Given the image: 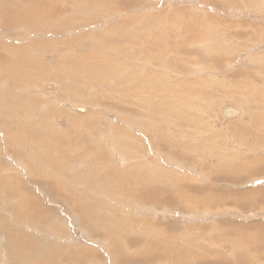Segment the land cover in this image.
<instances>
[{"label":"rangeland","instance_id":"obj_1","mask_svg":"<svg viewBox=\"0 0 264 264\" xmlns=\"http://www.w3.org/2000/svg\"><path fill=\"white\" fill-rule=\"evenodd\" d=\"M9 1H0V60L39 62L50 75L22 63L18 76L38 80L0 79V264H264V0H43L32 15L21 5L33 1ZM158 42L167 52L156 54ZM182 43L193 56L186 70ZM87 59L96 63L75 67ZM19 132L44 136L27 152L42 138L77 157L43 153L38 170Z\"/></svg>","mask_w":264,"mask_h":264},{"label":"bare ground","instance_id":"obj_2","mask_svg":"<svg viewBox=\"0 0 264 264\" xmlns=\"http://www.w3.org/2000/svg\"><path fill=\"white\" fill-rule=\"evenodd\" d=\"M1 1V0H0ZM6 1V0H5ZM9 1V0H8ZM15 1L16 0H10L9 1V5H10V3L11 2H13L15 5H17L18 6V4H19V2H16L15 3ZM28 1H33V4L32 5H30L29 7H27L28 5L27 4H25L24 6H22L21 5V11L22 12H24V13H26V15L27 14H29V15H32V14H34V13H38L41 9H43V6H45V3H44V1L43 0H36V1H34V0H28ZM78 1V0H77ZM81 1V0H80ZM87 1V0H86ZM25 2V1H24ZM79 2V1H78ZM83 2V1H82ZM88 2H90V1H88ZM213 2V1H212ZM2 3V2H1ZM70 3H71V1H70ZM81 3V2H80ZM91 3V2H90ZM214 3H216V2H214ZM218 4V3H217ZM3 5V4H2ZM90 5V4H89ZM97 5V4H96ZM20 6V5H19ZM57 6H59V5H57ZM98 6V5H97ZM40 7V8H39ZM47 7V6H46ZM48 7H51V8H54V10L55 11H57V9L58 8H56V7H53V6H48ZM90 7H91V5H90ZM233 7V6H232ZM60 8V7H59ZM81 8H83L84 9V7H81ZM185 8V7H184ZM67 9V8H66ZM83 9L81 10V13H82V11H83ZM61 10V9H60ZM186 10V9H185ZM14 11V10H13ZM187 11V10H186ZM61 12V11H60ZM54 13H56V12H54ZM73 13V12H72ZM75 13V12H74ZM155 13V12H154ZM16 14V13H15ZM15 14H11V16L9 17V21H10V19H12L11 21H13V23H14V20H15V17H12V16H14ZM46 14L48 15V13H47V11H46ZM59 14V13H58ZM57 14V15H58ZM79 15H81V18H83L82 17V15L83 14H79ZM22 16V15H21ZM150 16V15H149ZM59 17V16H58ZM85 17V16H84ZM87 17V16H86ZM172 17V15L171 14H168V18L170 19ZM189 17V16H188ZM48 18V17H47ZM200 18V17H199ZM208 18V20H213L214 22H215V19L211 16H208L207 17ZM14 19V20H13ZM122 19V18H121ZM4 20H6V19H4ZM66 20H67V18H66ZM81 20V19H80ZM83 20V19H82ZM19 21V20H18ZM3 22H5V21H3ZM7 22V21H6ZM5 22V23H6ZM12 23V22H11ZM16 23V22H15ZM70 23V22H69ZM116 23V22H115ZM200 23H202V22H200ZM50 24V23H49ZM123 24V23H122ZM121 24V25H122ZM60 25V24H59ZM168 25V24H167ZM117 26H119L118 24H117ZM7 27V26H6ZM110 27V26H109ZM73 28V27H72ZM108 28V27H107ZM111 29V28H110ZM125 29V28H124ZM173 29V28H172ZM196 29V28H195ZM16 30V29H15ZM112 30V29H111ZM205 30V29H204ZM61 31V30H60ZM187 31L188 32H192V31H194V27L193 26H190V27H188L187 28ZM105 32H108V31H106L105 30ZM112 32H113V30H112ZM116 32V31H115ZM188 32H186V31H184V34L188 37V39H189V36H188ZM11 33V32H10ZM17 33V32H16ZM21 33V32H20ZM108 33H110V32H108ZM119 33V32H118ZM13 34V33H12ZM15 34V33H14ZM114 34V33H113ZM112 34V35H113ZM122 34V33H121ZM214 34H215V32H214ZM18 35V34H17ZM32 35V34H31ZM52 35V34H51ZM80 35V34H79ZM86 35V34H85ZM114 35H116V34H114ZM117 35H119V34H117ZM125 35V34H124ZM146 35V34H145ZM185 35L182 37V39H184L185 38ZM19 36V35H18ZM103 36V35H102ZM107 36H110V35H107ZM120 36H122V35H120ZM119 36V37H120ZM139 36H141V35H139ZM209 35H208V33H203V34H201L200 33V38L201 39H203V38H207ZM44 37V36H43ZM87 37V36H86ZM85 37V38H86ZM92 37V36H91ZM157 37L158 38H162L161 36H160V34L159 35H157ZM102 38V37H101ZM113 38V37H112ZM122 38V37H121ZM150 38V37H149ZM166 38V37H165ZM170 39L172 38V37H169ZM175 38L176 39H178L179 38V36L177 35V34H175ZM191 38V37H190ZM212 38V37H211ZM215 38H216V36H215ZM223 38H225V37H223ZM23 39V38H22ZM74 39H76L77 40V36H76V38H74ZM73 39V40H74ZM100 39V38H99ZM104 39V38H103ZM111 39V38H110ZM18 40V39H17ZM38 40V39H37ZM75 40V41H76ZM107 40H109V39H107ZM113 40V39H112ZM122 40H123V38H122ZM142 40H143V38H142ZM71 41V40H70ZM120 41V40H119ZM124 41V40H123ZM141 41V40H140ZM189 41H190V39H189ZM200 41V40H199ZM198 41V42H199ZM127 42V41H126ZM54 43V42H53ZM58 43V42H57ZM74 43H76V42H74ZM82 43L83 42H81V45H82ZM123 43V42H122ZM143 43V42H142ZM145 43H148V42H145ZM149 43H150V41H149ZM48 44V43H47ZM56 44V43H55ZM77 44H80V43H77ZM85 44V43H84ZM114 44V43H113ZM120 44V43H119ZM129 44V43H128ZM153 44H155V43H153ZM35 45V44H34ZM41 45V44H40ZM73 45V44H72ZM90 45V44H89ZM98 45V44H97ZM95 46V45H94ZM136 46V45H135ZM148 45H146V47H147ZM184 46V52H182V53H180L181 54V57L183 58V57H187L188 58V60H187V62L186 61H183L182 62V67H180L182 70H186L187 69V67H188V64H189V66L191 65V62L190 61H192V58H193V56L190 54V56L188 55V53H189V50H188V47H187V45H185L184 43H182V44H179V45H177V47L179 48V47H183ZM45 47V46H44ZM98 47H100V45L98 46ZM126 47V46H125ZM131 47V46H130ZM154 50L156 51V54L157 53H162L163 51H165V52H167V47L164 45H160L159 44V42L158 43H156L154 46ZM169 47V46H168ZM76 48V47H75ZM87 48V47H86ZM109 48V47H108ZM124 48V47H123ZM129 48V47H128ZM147 49V48H146ZM153 49V48H152ZM127 50V49H126ZM129 50V49H128ZM142 50V49H141ZM145 50V49H144ZM154 50H152V51H154ZM68 51V50H67ZM70 51H72V50H70ZM137 51V50H136ZM192 51V50H191ZM58 52V51H57ZM118 52V51H117ZM120 52V51H119ZM150 52V51H149ZM47 53V52H46ZM88 53V52H87ZM68 54H69V52H68ZM151 54L153 55V53L151 52ZM183 54H184V56H183ZM54 55V54H53ZM85 55H86V53H85ZM160 55V54H159ZM55 56V55H54ZM88 56V55H87ZM102 56V55H101ZM100 56V58H102ZM114 56V55H113ZM154 56V55H153ZM157 56V55H156ZM214 56V55H213ZM71 57V56H70ZM123 57V56H122ZM148 57V56H147ZM150 57V56H149ZM85 58V57H84ZM92 58V57H91ZM126 58V57H125ZM124 58V60H126ZM152 58V57H151ZM154 58V57H153ZM215 58V57H214ZM217 58V57H216ZM7 59V58H6ZM110 59V58H109ZM156 59V58H155ZM5 60V59H4ZM19 60V59H18ZM59 60V59H58ZM104 60V62H105V64L107 65L108 63H109V61L108 60H106V59H103ZM122 60H123V58H122ZM130 60V59H129ZM128 60V61H129ZM152 60V59H151ZM22 63H23V65L22 66H24V64H30V65H32V66H30L31 68H32V71H34L33 73H35V74H40L42 77H45V78H48V76L50 75V73H46V71H47V69L43 66L42 67V64H40L39 62L38 63H35V62H31L30 60H27V61H25V60H20ZM19 61V62H20ZM24 61V62H23ZM96 60H94L93 61V59H87L86 61H82V63L79 61L78 63L79 64H76L75 65V67H78V68H81L82 69V67L84 68V66L83 65H85V64H87V65H92V62H95ZM11 63L12 64V66L15 68V70H12L11 72L10 71H8L7 70V68H6V65H7V63ZM26 62H28V63H26ZM30 62V63H29ZM51 62V61H50ZM53 62V61H52ZM51 62V63H52ZM61 62V61H60ZM113 62V61H112ZM121 62V61H120ZM126 62H127V60H126ZM18 63V62H17ZM22 63H19V64H16L15 63V60H6V61H3L2 59L0 60V73H1V76H0V79L1 78H3V77H9V75H10V77H12L13 78V80H15V81H17V77L16 76H18V72L21 70V64ZM96 63V62H95ZM118 63V62H117ZM124 63V62H123ZM154 63V62H153ZM44 64H46V63H44ZM53 64V63H52ZM114 64V63H113ZM121 64V63H120ZM127 64V63H126ZM130 64V63H129ZM149 64V63H148ZM10 64H8V66H9ZM73 65V64H72ZM115 65V64H114ZM124 65V64H123ZM116 66V65H115ZM167 66V65H166ZM186 66V67H185ZM29 67V68H30ZM119 67V66H118ZM185 67V68H184ZM10 68V67H9ZM13 68V69H14ZM23 68H25V66L23 67ZM22 68V69H23ZM90 68V67H89ZM157 68V67H156ZM11 69V68H10ZM123 69H124V66H123ZM28 70V69H27ZM30 70V69H29ZM83 70V69H82ZM97 70H99V69H97ZM147 70V69H146ZM94 71V70H93ZM130 71V70H129ZM155 71H157V70H155ZM22 73H21V76H18L19 77V79L20 80H18V82L20 81L21 83H22V85H23V82H24V84L25 83H29V82H32V83H34L31 79H37L38 80V78L37 77H35L32 73H27L26 74V71L24 70V71H21ZM149 72V71H148ZM154 73H156L157 74V72H154ZM160 74H161V72H160ZM52 75V74H51ZM159 75V74H158ZM163 75V74H162ZM149 77H150V75H149ZM239 77V76H238ZM145 78H147V76L145 77ZM154 78V77H153ZM54 79L55 80H59V77L58 76H56V77H54ZM79 79V78H78ZM150 79V78H149ZM22 80V81H21ZM95 80H97V79H95ZM10 81H11V79H10ZM86 81V80H85ZM101 81V80H100ZM64 82V81H63ZM81 82H83V81H81ZM87 82H90V81H87ZM126 82V81H125ZM9 84H12V81H11V83L10 82H8ZM8 83H7V85H8ZM20 83V84H21ZM43 83V82H42ZM59 83V82H58ZM86 83V82H85ZM92 83H94V82H92ZM248 83V82H247ZM19 84V83H18ZM39 84V83H38ZM96 84V83H95ZM128 84H129V82H128ZM15 85V84H14ZM12 86V85H11ZM74 86H75V83L74 84H72V92H70L71 94H73V93H75V90H74ZM10 87V86H9ZM14 88L13 89H15V86H13ZM61 87H62V85H61ZM85 87V86H84ZM83 87V88H84ZM18 88V87H17ZM16 88V89H17ZM19 88H21V87H19ZM87 88V87H86ZM85 88V89H86ZM127 88H129V87H127ZM11 89V88H10ZM65 89V88H64ZM6 90V89H5ZM20 90V89H19ZM130 93H131V95H133V92H131L129 89H127ZM6 91H8V90H6ZM16 92H18V91H16ZM153 92V91H152ZM8 93V92H7ZM154 93V92H153ZM152 94V93H151ZM7 96V95H6ZM4 100V99H3ZM5 100H7L8 101V99H5ZM14 100H16V99H14ZM43 101V100H42ZM127 101H129V100H127ZM18 102H19V100H18ZM22 102V101H21ZM21 102H19V103H21ZM10 103V102H9ZM12 103V102H11ZM10 103V104H11ZM97 103H99V104H102V103H104V101L103 100H99V101H97ZM2 104V103H1ZM7 104V103H6ZM25 104H26V102H25ZM31 104H32V102H31ZM111 104V103H110ZM115 105H117V104H115ZM22 106H24V105H22ZM40 106V105H39ZM27 107V106H26ZM13 109V108H12ZM16 109V108H15ZM38 109V108H37ZM229 110L227 111V112H229V114L230 113H232V111L230 110V109H232V108H228ZM31 110V109H30ZM36 110V109H35ZM18 111V110H17ZM17 111H15V112H17ZM28 111V110H27ZM51 111V110H50ZM55 112V111H54ZM1 113V112H0ZM27 113V112H26ZM150 113V112H149ZM228 114V113H227ZM5 115H7V114H5ZM28 115V114H27ZM33 115V114H32ZM223 115V114H222ZM17 116V115H16ZM20 116V114L18 115V118H20L21 119V117H19ZM13 117L14 116H8L7 118H6V121L8 120H13ZM24 117V116H23ZM53 117V116H52ZM84 118V117H83ZM82 118V119H83ZM4 119V118H3ZM3 119H1L2 121H4ZM41 119V118H40ZM1 121V122H2ZM14 122V121H13ZM20 122V121H19ZM78 122V121H77ZM3 123V122H2ZM6 123V122H5ZM84 123H86V124H88V125H90V123L88 122V121H85ZM4 124V123H3ZM25 124V123H24ZM9 125V124H8ZM22 125V124H21ZM79 125V124H78ZM92 125H94V126H98L97 125V123L96 122H94V123H91V126ZM15 126H17L16 124H15ZM18 126H19V124H18ZM17 126V127H18ZM24 126V125H23ZM26 126V125H25ZM10 127V126H9ZM11 127H12V125H11ZM10 127V128H11ZM27 127H29L28 125H27ZM31 127V126H30ZM79 127V126H78ZM89 127V126H88ZM101 127V126H100ZM103 127V126H102ZM4 129H5V127H3ZM15 128V127H14ZM19 128H21V126L19 127ZM12 129V128H11ZM22 129V128H21ZM25 129V128H24ZM28 129V128H27ZM27 129H25V130H27ZM30 129V128H29ZM18 130H20V129H18ZM60 130V129H59ZM122 130V129H121ZM12 131V130H11ZM14 131V130H13ZM23 131V130H22ZM30 131V130H29ZM29 131H27V132H29ZM33 131V130H32ZM15 132H17V131H15ZM14 132V133H15ZM34 132H37V131H34ZM98 132V133H97ZM11 134H12V132H10ZM41 133V132H40ZM95 133H97V134H99V131H96ZM4 134H6V132L4 133ZM18 134V133H17ZM29 134V133H28ZM27 133H25V132H19V135H17V136H19L20 137V139H18V140H21V141H24V142H21L22 143V148H23V150L25 151V154H27V159H29V161H31L32 163H33V159H34V162H36L35 164H37V165H32L33 167L34 166H37V167H40V169H38V168H36V169H38V170H42L43 171V169H44V166L43 167H41L38 163H39V159H40V157L43 159V158H45L44 156L42 157L41 155L43 154V153H45V154H50V156H55V155H52V153H56V155H57V149H65L66 150V152H67V154L70 152V149H68V147H66V148H60V144H52V142L51 143H48V144H43L42 143V141H43V139L41 138V145H40V150L39 149H36V152H27L26 151V147L27 146H29V144H30V142L31 143H36V139L38 138L39 139V137H44V136H41V135H39V132L38 133H35V134H33V135H28ZM10 135V134H9ZM15 135H16V133H15ZM60 135V134H59ZM5 136H7V135H5ZM16 136V137H17ZM154 136H156L155 134H154ZM62 137V136H61ZM150 137H151V135H150ZM7 138H8V136H7ZM63 138V137H62ZM77 138V137H76ZM12 139H14L13 137H12ZM37 139V140H38ZM64 139V138H63ZM79 139H81L80 137H79ZM49 140V139H48ZM6 141V140H5ZM39 141V140H38ZM45 141V140H44ZM19 141H17V140H15V141H12V140H9V142H8V144H9V147H11L12 145H15L16 146V144L18 143ZM63 142V141H62ZM74 142V141H73ZM157 142H158V140H157ZM162 142V141H161ZM37 143H39V142H37ZM7 144V143H6ZM62 144H64V142L62 143ZM158 144H162V143H158ZM165 144V143H164ZM35 145V144H34ZM77 145H78V143H77ZM147 145V144H146ZM167 146V145H166ZM7 148V147H6ZM5 148V149H6ZM158 148H160V147H158ZM10 150H12V151H16V152H19V150L18 149H12V148H9ZM2 150V149H1ZM98 151H100V149L98 150ZM98 151L96 152V153H98ZM128 154V153H127ZM66 155V153H62L61 154V157L63 156V159L64 160H70V156H72V158H74V160L76 159V157L77 156H73V155H69L68 154V156H65ZM123 155V154H122ZM23 156V155H22ZM21 156V157H22ZM126 156V155H125ZM56 157V156H55ZM55 157H54V159H55ZM25 158V157H24ZM17 159V158H16ZM18 160V159H17ZM16 160V161H17ZM56 160V159H55ZM54 160V161H55ZM58 160V159H57ZM56 160V161H57ZM62 160V159H61ZM24 161H26V160H24ZM24 161H21V163L22 162H24ZM28 161V162H29ZM43 161H45V160H43ZM49 162V160L46 158V161L45 162ZM53 161V162H54ZM19 162H20V159H19ZM30 162V163H31ZM41 162H42V160H41ZM40 162V163H41ZM47 162V163H48ZM52 162V161H51ZM60 161L58 160V163H59ZM68 162V161H67ZM71 161H69L68 163H70ZM47 163H45V165L47 164ZM20 164V163H19ZM23 164V163H22ZM27 165V163L25 162L24 163V165ZM53 164V163H52ZM56 164H57V162H56ZM60 164V163H59ZM62 164L63 165H65L66 164V162H65V164L62 162ZM13 165V164H12ZM24 166V167H27V166ZM50 164H48L47 165V167L49 166ZM61 165V164H60ZM60 165H56V167H59L60 168ZM69 165H71V164H69ZM28 166H30V164L28 165ZM32 166H31V169H34V168H32ZM54 166V165H53ZM67 166V165H66ZM66 166H64V167H66ZM46 167V168H47ZM56 167H53L52 169H56ZM11 168V167H10ZM59 168H57V171H58V169ZM67 168V167H66ZM28 169V168H27ZM49 169H51V165L49 166ZM62 169H63V167H62ZM13 170V169H12ZM16 170V169H15ZM15 170H13V171H15ZM67 170V169H66ZM65 170V171H66ZM69 170V169H68ZM12 171V172H13ZM19 171H21V170H19ZM33 171V173H34V171L35 170H32ZM61 171V170H60ZM26 172H28V171H26ZM40 172V171H39ZM48 172H50V171H48ZM71 173L73 172V169L70 171ZM70 172H69V174H70ZM1 173V172H0ZM10 173V172H9ZM9 173H7V174H9ZM17 173V172H16ZM19 173H22V172H19ZM30 173H31V171H30ZM37 173V172H36ZM43 172H40V174L39 175H41ZM62 173V172H61ZM65 173V172H64ZM75 173H77V172H75ZM75 173H73V174H75ZM3 174V175H2ZM2 176H4L5 174L2 172ZM11 174V176H12V173H10ZM32 174V173H31ZM35 174V173H34ZM38 174V173H37ZM37 174H35V176H37ZM47 174H49V173H47ZM137 174V173H136ZM17 175V174H16ZM19 175V174H18ZM21 175V174H20ZM44 175V174H43ZM42 175V177H44ZM77 175H78V173H77ZM76 174H75V176H77ZM7 176V175H6ZM28 176H29V173H28ZM143 176V175H142ZM17 177V176H16ZM23 178H24V176H22ZM27 177V176H26ZM31 177H33V175L31 176ZM41 177V176H40ZM41 177V178H42ZM72 177H74V176H72ZM71 177V178H72ZM141 177V176H140ZM4 178V177H3ZM10 178V177H9ZM8 178V179H9ZM18 178H20V177H18ZM36 178H38V177H36ZM40 178V179H41ZM57 178V180H58V177H56ZM61 178H62V174H61ZM69 178V177H68ZM142 178V177H141ZM6 180H7V178H5ZM14 179V178H13ZM30 179V178H29ZM32 179V178H31ZM74 179H75V177H74ZM19 180V179H18ZM22 180V179H21ZM33 180H34V178H33ZM33 180H31L32 182H33ZM38 180V179H37ZM43 180H44V178H43ZM47 180V179H46ZM9 181V180H8ZM36 181V180H35ZM45 181V180H44ZM63 181V180H62ZM71 181V180H70ZM4 182V181H3ZM11 182V181H10ZM24 182V181H23ZM40 182V181H39ZM38 182V183H39ZM58 182V181H57ZM60 182V181H59ZM0 183H2V182H0ZM7 183V182H6ZM5 183V184H6ZM12 183V182H11ZM21 183V182H20ZM35 183V182H34ZM33 183V184H34ZM41 184H43V182H40ZM4 184V185H5ZM9 184V183H8ZM14 184V183H13ZM13 184H11L13 187H15V184H17V183H15L14 185ZM40 184V185H41ZM19 185V184H18ZM8 186V185H7ZM6 186V188H9V187H7ZM42 186V185H41ZM40 186V187H41ZM56 186V185H55ZM61 186V185H60ZM60 186H59V188H60ZM4 187V186H3ZM23 187V186H22ZM186 187V186H185ZM23 188H25V187H23ZM22 188V189H23ZM43 188V187H42ZM181 188H183V187H181ZM15 189H17V186H16V188ZM22 189H20V190H22ZM2 189H0V191H1ZM11 190V189H10ZM17 191H18V189H17ZM23 191V190H22ZM27 191V190H26ZM11 192H13V191H11ZM28 192H29V190H28ZM40 192H41V190H40ZM145 192H149V191H145ZM29 194H31V191H30V193ZM155 194V193H154ZM158 194L159 195H162V194H164V193H162L161 191H158ZM1 196V195H0ZM3 196V195H2ZM2 196H1V198H2ZM155 196V195H154ZM35 199H37V198H35L34 197V200ZM1 200V199H0ZM38 200V199H37ZM37 200H35V201H37ZM8 201H10L9 199H8ZM1 202V201H0ZM18 202V201H17ZM38 202H39V200H38ZM38 202H37V205H38ZM2 204H4L5 205V203H2ZM18 204V203H17ZM43 204V203H42ZM8 205H10V204H8L7 203V206L6 207H9ZM33 205V204H32ZM40 205V204H39ZM44 205V204H43ZM1 206V205H0ZM41 206V205H40ZM4 207V206H3ZM6 207H4L5 208V211H6ZM46 207V206H45ZM2 208V207H1ZM9 208H11V207H9ZM40 208V207H39ZM42 208V207H41ZM37 209V208H36ZM43 209V208H42ZM41 209V210H42ZM3 210V209H2ZM38 210V209H37ZM40 210V211H41ZM47 210H49L48 208H47ZM89 210V209H88ZM8 212H6V213H8L9 214V212L10 211H12V210H7ZM31 211V210H30ZM46 210H44V212H45ZM51 211V210H50ZM85 211H86V208H85ZM3 212V211H2ZM48 212V211H47ZM46 212V213H47ZM12 213V212H11ZM32 213V212H31ZM90 213V212H89ZM2 215H3V213H1ZM4 214H5V212H4ZM33 214V213H32ZM45 214V213H44ZM92 214V213H91ZM7 215V214H6ZM6 215H3V216H6ZM38 215H40V214H38ZM37 215V216H38ZM93 215V214H92ZM30 216H31V214H30ZM42 217L44 216V215H41ZM7 217V216H6ZM10 217H11V215H10ZM32 217H34V216H32ZM42 217H40V218H42ZM3 218V217H2ZM5 218V217H4ZM9 218V217H8ZM6 219V218H5ZM5 219H3V220H5ZM44 219V218H43ZM8 220V219H7ZM40 220H42V219H40ZM0 221H1V219H0ZM11 221H12V219H11ZM43 221V220H42ZM4 222V221H3ZM9 223H10V220L8 221ZM5 223H6V220H5ZM95 224V223H94ZM2 225H3V223H2ZM7 225H9V227H10V225H11V223L10 224H6V229L8 228L7 227ZM5 226V225H4ZM4 226H3V228H4ZM93 226V225H92ZM121 226V225H120ZM0 227H1V223H0ZM2 228V229H3ZM12 228V227H11ZM93 228H95V227H93ZM119 228V227H118ZM10 230V229H9ZM119 230H120V228H119ZM4 231H5V229H4ZM0 232H2V231H0ZM10 232V231H9ZM102 232V231H101ZM3 233H5V232H3ZM2 233V234H3ZM8 233V232H7ZM13 233V232H12ZM12 233H10L11 235H12ZM15 233V232H14ZM1 234V235H2ZM16 234V233H15ZM104 235V234H103ZM241 235H243V234H241ZM10 236V235H9ZM13 236V241L15 240V237H14V235H12ZM17 236V235H16ZM19 236V235H18ZM20 237V236H19ZM18 237V239H20ZM111 237H113L112 235H107L106 236V240L108 241ZM121 237H122V235H120V239H121ZM5 238V237H4ZM8 238V237H7ZM24 238V237H23ZM104 238V237H103ZM194 238V237H193ZM193 238L192 237H190V239L192 240V242H194V243H196L194 240H193ZM9 239V238H8ZM18 239H17V241H18ZM10 240V239H9ZM263 240V239H262ZM16 241V240H15ZM17 241H16V243H17ZM20 241V240H19ZM2 242H0V244H1ZM15 243V242H14ZM6 244V243H5ZM18 244H22V243H17V247L19 246ZM24 244V243H23ZM27 245H30V244H27ZM2 246V245H1ZM3 246H5V245H3ZM16 246V245H15ZM24 247V246H23ZM28 247V246H27ZM64 247V246H63ZM62 247V248H63ZM65 247H66V245H65ZM1 248H3V247H1ZM7 247L5 246V250H7L6 249ZM14 248V247H13ZM16 248V247H15ZM14 248V249H15ZM30 247H28L27 249H29ZM203 248V247H202ZM246 248H248V250H249V247H246ZM9 249V248H8ZM21 249H23L22 247H21ZM25 249V248H24ZM30 249H32V248H30ZM30 249L29 250H27V252L29 251L30 252ZM20 250V249H19ZM26 250V249H25ZM7 251H9V250H7ZM0 252H2L1 250H0ZM6 252V251H5ZM10 252V251H9ZM13 251H11V255L13 254L12 253ZM15 252V251H14ZM20 252V251H19ZM18 253V252H17ZM22 253H23V255H24V252L22 251ZM31 253V252H30ZM190 254H192L193 252H189ZM2 254V253H1ZM7 254V253H6ZM64 255H65V253H63ZM62 253H61V255H63ZM244 254V253H243ZM246 254H249V253H247V251H246ZM14 256H16V253H14L13 254ZM60 255V256H61ZM7 256V255H6ZM5 256V257H6ZM8 256H10V254L8 255ZM26 255H24V256H22V257H25ZM27 256H29L30 257V254L28 255V253H27ZM2 257V256H1ZM11 257V256H10ZM13 257V256H12ZM11 257V258H12ZM17 257H19V255H17L15 258H17ZM21 257V256H20ZM19 257V258H20ZM14 258V257H13ZM19 258H17V259H19ZM236 258V257H235ZM239 258V257H238ZM252 258V257H251ZM3 259V258H2ZM218 258H216V260H217ZM4 260V259H3ZM2 260V261H3ZM11 260V259H10ZM22 260V258L20 259V261ZM213 260H215V259H213ZM243 260V259H242ZM13 261H14V259H13ZM23 261V260H22ZM52 261V260H51ZM63 261V260H62ZM74 261V260H73ZM218 261V260H217ZM7 262V261H6ZM10 262H12V261H10ZM16 262V261H15ZM15 262L13 263V264H15ZM18 262V261H17ZM1 263V262H0ZM41 262H39V264H40ZM249 263H250V261H249ZM3 264V263H2ZM11 264V263H10ZM19 264H20V262H19Z\"/></svg>","mask_w":264,"mask_h":264},{"label":"crops","instance_id":"obj_3","mask_svg":"<svg viewBox=\"0 0 264 264\" xmlns=\"http://www.w3.org/2000/svg\"><path fill=\"white\" fill-rule=\"evenodd\" d=\"M128 6H129V5H128ZM150 12H151V14H152V12H153V11H150ZM153 14H154V12H153ZM153 14H152V15H153ZM147 15L149 16L150 14H147ZM163 16H165V17H166V14H165V15H163ZM167 19L169 20V18H168V14H167Z\"/></svg>","mask_w":264,"mask_h":264}]
</instances>
